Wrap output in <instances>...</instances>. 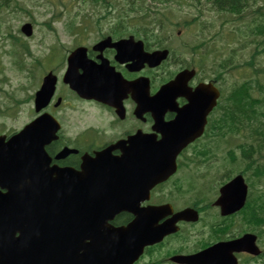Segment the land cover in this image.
I'll use <instances>...</instances> for the list:
<instances>
[{
    "label": "flooded vegetation",
    "instance_id": "1",
    "mask_svg": "<svg viewBox=\"0 0 264 264\" xmlns=\"http://www.w3.org/2000/svg\"><path fill=\"white\" fill-rule=\"evenodd\" d=\"M207 1L87 0L89 8L85 12L84 24L75 26L76 30L82 32L78 33L73 29L71 31L74 37L78 36L80 39L57 42L58 45L60 43L69 45L65 51L66 61L74 50L82 47L86 49L87 58L101 67L99 77H106V72L111 68L119 73V76L111 71L108 73L103 82L106 84L108 79L116 81L114 98L98 102L79 96L64 82L66 64L61 65L60 69L55 68L56 92L46 112L59 121L61 132L67 137L62 136L47 147L46 150L52 158V166L70 168L78 173L94 170L97 165L92 159L97 157L98 152L117 144L120 147L114 149L111 155L120 158L125 156L126 151L123 150L129 149L130 142L136 143L137 146L147 148L141 153L130 154L124 162L119 163L122 189L134 190L139 187L146 173L149 143H153V148L155 141L161 142L163 139L169 144L182 143L178 142L176 137H164L162 132L157 131L155 128L157 120L175 125L172 127V134L185 135L191 132L190 129L195 124H201L203 119L207 120L201 135L189 141L188 146L176 155L177 169L174 174L152 191L148 202L141 203L142 207L169 204L175 212L191 208L199 212V219L195 222L178 223L177 233L167 235L159 243L148 246L139 260L133 264H188L180 257L195 255L216 243L233 241L248 233L258 236L262 255L254 257L247 253L237 254L240 264H264V240L262 242L264 194L258 201L260 207L258 217H252L254 212L248 204L257 203L251 199L256 184L250 177L257 163H251L249 160L244 170L236 169L234 165L236 158L230 152L232 148L243 150L242 146L234 144V131L230 125L233 127L235 123L229 115L232 111V105L229 104L231 96L225 94L226 86L228 91L231 88L232 92L234 80L229 81L227 74L219 73L217 47L210 43L204 44L201 40H193L199 38L192 34L193 25L163 23V16L168 13L169 5H176L175 2H178L180 5L193 8L200 7ZM239 8L245 13L246 3L239 4ZM93 32H97L98 36L93 38L91 36ZM108 38L112 40L106 43L104 48L96 49ZM122 40L129 42L122 44L123 46H114ZM156 51H167L168 58L159 67L151 68L142 60L146 58L145 54ZM56 52L60 51L56 49ZM207 61H211V66H206ZM184 70H191L194 73L182 82L179 94H169L165 100L163 99L165 102L162 106H156L154 102L149 101V98H154L160 87L173 81L178 73ZM77 74L85 77L86 69L75 67L73 76ZM97 76L95 72L92 79ZM140 79L149 80V89L146 90L144 81L138 83ZM203 84L215 86L220 89L222 95L218 105L205 114L201 110L208 108L204 105L205 102L212 103V93L198 96L193 94ZM140 88L147 92V101L144 104H139ZM193 121L194 125L191 124ZM176 123L179 125L176 126ZM220 127H227L230 130L228 137L221 138L224 129L220 130ZM165 135L168 134L165 132ZM220 138L226 139L227 153L218 152ZM257 143L259 151L254 154L264 153V136L257 138ZM68 147L76 153L57 159V155ZM99 165L105 166L106 161ZM262 165L264 167V164ZM261 171L264 172V168ZM139 175L141 179L138 178ZM239 175L244 177L248 185L246 207L238 213L224 216L215 203L221 197L224 186ZM96 182L97 178L94 179V183ZM258 186L259 188L264 186V179ZM203 192H210L211 195L208 198L204 197ZM168 219L170 216L160 221L158 225ZM246 219L253 222V226L241 228L237 223L245 225ZM132 220V215L122 213L114 222L112 221V224L126 226ZM260 226L262 228H258ZM237 227L241 229L236 230Z\"/></svg>",
    "mask_w": 264,
    "mask_h": 264
},
{
    "label": "water",
    "instance_id": "2",
    "mask_svg": "<svg viewBox=\"0 0 264 264\" xmlns=\"http://www.w3.org/2000/svg\"><path fill=\"white\" fill-rule=\"evenodd\" d=\"M24 31L30 35L31 27L26 26ZM74 83L82 95L101 96L98 86L89 88L78 79ZM53 91L54 80L49 76L36 95L37 112L47 105ZM55 134L51 117L44 115L7 143L5 136L0 137V264H132L143 247L155 241L157 232L147 229L152 218H140L127 228L115 229L108 222L122 211H132L131 193L119 190L117 181L111 183L114 187H98L95 175L90 173L86 178L89 187L82 184L72 190L70 185L52 180L51 172L39 177L38 154L56 138ZM25 176L32 181V188L18 185ZM241 194L236 198L239 207L245 201V186ZM157 220L153 219V225ZM229 246L220 244L209 249L205 252L208 261L203 263L236 264L233 252L258 253L252 236Z\"/></svg>",
    "mask_w": 264,
    "mask_h": 264
},
{
    "label": "rangeland",
    "instance_id": "3",
    "mask_svg": "<svg viewBox=\"0 0 264 264\" xmlns=\"http://www.w3.org/2000/svg\"><path fill=\"white\" fill-rule=\"evenodd\" d=\"M11 5L13 9L4 12L3 25L0 30V56L4 72L0 76V135H10L14 132H19L27 125L34 116L32 109V101L29 96L35 93L37 88L33 87L34 82L37 83L38 78L29 77L24 72L18 70L14 62V57L10 54L12 50L11 38L9 33L17 35L26 43L31 51V56H24V61L28 64V71L38 68L32 64L36 59L46 58L50 53V48L56 41H69L75 39L68 33V25L71 21L75 24H81L84 13L88 9V3L84 0H16ZM261 2V3H260ZM260 4L263 3L261 0ZM170 9L177 10L175 5H169ZM60 12V15H57ZM175 11L171 15V24H183L186 21H191L193 16ZM225 19V18H224ZM264 22V18L251 14L246 18L245 24L238 25L228 23L224 25L223 32H220L222 26V16L217 13H208L204 15L199 22H193V25L198 27V30L203 29V25L208 28L204 31L205 36L215 35L214 43L225 56L229 55L232 49L241 52L237 56L250 58L254 55L256 47L252 42L257 39L256 35L251 32L254 27L253 21ZM26 22H31L35 26L34 36L28 40L20 33V27ZM241 27L237 37L230 39L228 33L235 31L237 27ZM203 33V32H202ZM98 33L94 32L91 36L94 38ZM92 39V38H91ZM246 46L244 52L243 47ZM65 46H68L67 44ZM57 61L61 62L62 56H56ZM52 58L47 61V64H52ZM264 65V54L256 58V65ZM41 75V71H37ZM251 75V74H250ZM231 77L234 81L238 80ZM2 133V134H1Z\"/></svg>",
    "mask_w": 264,
    "mask_h": 264
},
{
    "label": "trees",
    "instance_id": "4",
    "mask_svg": "<svg viewBox=\"0 0 264 264\" xmlns=\"http://www.w3.org/2000/svg\"><path fill=\"white\" fill-rule=\"evenodd\" d=\"M226 0L224 1H218L219 5H222L223 3H225ZM234 7L236 5H233ZM258 33L264 34V31H259ZM264 40L262 42L258 43L259 47H263L261 52L258 53L257 55H260L261 53H263L264 51ZM232 52H229L228 56H231ZM225 66L228 65L227 63L224 64ZM250 66L253 67L254 66V62L250 63ZM223 67V65H222ZM264 71V70H263ZM259 73V72H258ZM245 96L243 93V90L241 89L239 92H237L234 95V102H235V110L233 111V115H234V120L236 123V126L239 124L241 127V129H244L246 127H253L252 122H256L258 123L262 113L258 112L255 107L253 106V103L249 100H247L245 98ZM245 152H247V150H245ZM248 154V152H247ZM247 154L245 155L247 157Z\"/></svg>",
    "mask_w": 264,
    "mask_h": 264
}]
</instances>
